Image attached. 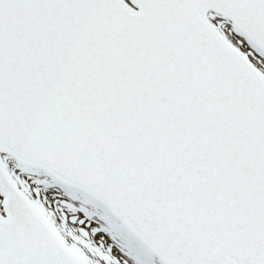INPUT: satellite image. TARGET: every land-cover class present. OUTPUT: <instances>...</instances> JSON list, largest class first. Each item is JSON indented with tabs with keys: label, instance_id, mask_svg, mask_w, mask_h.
Here are the masks:
<instances>
[{
	"label": "snow or ice",
	"instance_id": "1",
	"mask_svg": "<svg viewBox=\"0 0 264 264\" xmlns=\"http://www.w3.org/2000/svg\"><path fill=\"white\" fill-rule=\"evenodd\" d=\"M0 264H264V0H0Z\"/></svg>",
	"mask_w": 264,
	"mask_h": 264
}]
</instances>
